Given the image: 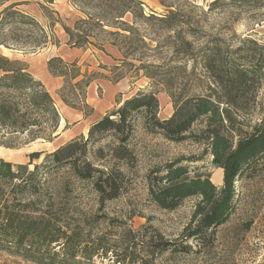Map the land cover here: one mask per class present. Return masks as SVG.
I'll return each mask as SVG.
<instances>
[{"label":"rangeland","instance_id":"374dc122","mask_svg":"<svg viewBox=\"0 0 264 264\" xmlns=\"http://www.w3.org/2000/svg\"><path fill=\"white\" fill-rule=\"evenodd\" d=\"M52 1L0 0V56L21 61L42 81L59 114L57 123L48 112L29 109L21 116L27 107L24 97L6 90L3 94L20 104L18 122L36 124L14 131L0 122V160L12 163L15 170L19 164H27L29 171L39 165L41 183L59 192L71 227L87 218L90 224H85L83 237L91 249L111 250L98 262L116 264L112 250L133 248L127 236L130 229L137 232L153 226L174 239L190 222L198 197L185 199L173 210L158 206L151 197V183L170 164L187 165L189 176L209 174L219 187L223 169L213 163L206 144L169 140L148 130L145 117L138 115L126 144L134 156L131 163L115 157L119 144L115 132L96 135L89 142L87 158L95 166L120 168L125 174L119 196L106 201L100 211L107 222H96L93 215L102 204L91 183L78 179L66 167H52L48 154L72 139L88 138L97 120L139 93L157 95L160 118L173 113V100L180 93H217L218 86L205 66L209 57L222 70L239 65L254 72L246 85L244 108L230 110L233 123L228 129L251 131L264 119V0ZM16 2L22 4L12 8ZM21 11L34 21L20 23L23 18L18 14L6 18L8 13ZM64 24L72 28L73 40ZM54 57L63 60V64L56 63L55 73L49 66ZM86 122L90 124L85 134L69 139L63 135L67 130L81 132ZM203 126L201 120L193 130ZM35 152H40L39 157L31 159ZM252 167L245 168L235 181V211L217 228L213 243L202 249L213 250L204 257V264H234V256L240 264H264V165ZM176 261L165 254L158 264ZM0 264L38 263L0 251ZM187 264L192 261L187 259Z\"/></svg>","mask_w":264,"mask_h":264},{"label":"trees","instance_id":"16d2710c","mask_svg":"<svg viewBox=\"0 0 264 264\" xmlns=\"http://www.w3.org/2000/svg\"><path fill=\"white\" fill-rule=\"evenodd\" d=\"M126 1L141 3L138 0ZM20 4L22 2L11 6L13 8ZM13 14L23 18L20 23L35 19L22 11L8 13L6 18ZM63 26L70 40H73L72 28L65 24ZM56 63L63 64V60L56 57L50 59L49 66L54 73L58 69ZM205 66L218 86L217 93H180L179 97L174 96V111L166 118L158 115L159 99L155 93H139L126 99L111 114L97 120L91 126L88 138L72 139L48 154L52 167H66L78 179L91 183L102 204L93 215L96 222H107L106 214L100 211L106 201L119 196L125 174L120 168L95 166L87 158L89 142L96 135L115 132L119 138L115 157L131 163L134 156L126 144L133 134L134 119L138 115L145 117L148 130L159 132L169 140L179 142L192 139L206 144L213 163L223 169V184L219 187L209 174L189 176L187 165H180L179 162L170 164L166 173L157 176L151 183V197L158 206L169 210L176 209L187 198L198 197L190 222L174 239L166 238L153 226H149L151 230L143 226L137 232L130 229L127 236L133 248L112 250L116 264H158L165 254L177 260L174 264H187V259L192 264H204L207 261L204 257L213 250L202 249L213 243L217 228L230 219L233 209L235 211V181L245 168L253 166L252 169H255V166L264 165V119L251 131L228 130L233 123L230 110L244 108L246 85L252 81L250 75L254 72L239 65L222 70L212 57L205 60ZM0 68L4 71L0 77V122L3 121L14 131H24L36 124L18 122L20 104L15 97L3 94L7 90L24 97L27 107L21 116L29 109L48 112L56 118L57 123L59 114L54 99L42 81L36 80L19 60L0 56ZM201 120L204 126L194 131L193 126ZM39 155L40 152H35L31 154V159ZM40 175L39 165L29 171L27 164H19L15 170L12 163L0 160V251L38 264H103L98 259H106L111 250L91 249L92 244L85 235L83 237L88 219L83 218L71 227V223L65 219L69 212L58 200L59 192L47 185L44 187ZM234 264H240L235 256Z\"/></svg>","mask_w":264,"mask_h":264},{"label":"crops","instance_id":"0c3cea01","mask_svg":"<svg viewBox=\"0 0 264 264\" xmlns=\"http://www.w3.org/2000/svg\"><path fill=\"white\" fill-rule=\"evenodd\" d=\"M64 109L66 110V109H69V111H73L74 112V109L73 110H70V109H72V108H68L67 106H65L64 107ZM72 113V112H71ZM75 113V112H74ZM77 113V112H76ZM77 115H81V113H77ZM79 120H80V122H79V125H81V123H82V117H79ZM93 121H91V123H92ZM89 124H90V122H86V123H84V125H83V129H82V131L81 132H74V131H72L71 132V130H67V131H65L64 133H63V135H67V136H69L68 138H67V136H65L67 139H69V138H71V137H73V136H76V135H78V134H80V133H83V134H85L86 133V131H88V129H89Z\"/></svg>","mask_w":264,"mask_h":264}]
</instances>
